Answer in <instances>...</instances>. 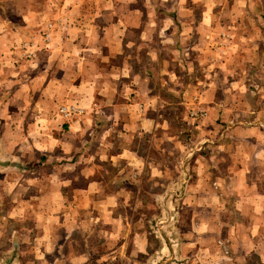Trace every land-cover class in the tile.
<instances>
[{"label": "crops", "instance_id": "obj_1", "mask_svg": "<svg viewBox=\"0 0 264 264\" xmlns=\"http://www.w3.org/2000/svg\"><path fill=\"white\" fill-rule=\"evenodd\" d=\"M0 2V218L16 226L8 234L19 251L12 256L88 264L90 254L72 245V234L81 233L87 247L96 228L102 238L101 248L94 247L101 249L93 252L97 263L103 256L126 258L129 248L135 263L156 264L166 249L148 250L154 220L123 213L130 194L137 200L146 170L153 177L164 173L138 150L160 125L155 109L162 101L152 82L159 75L171 82L176 63L187 64L185 55L194 64L207 56L218 65L220 54L212 50L226 44L225 75L206 74L207 89L192 90L189 98L207 111L200 134H216L210 143L219 150L197 162L210 173L203 177H214L209 189L219 201L213 208H225L226 188L235 191L246 210V248L264 260V201L249 196L264 187V89L251 92L246 81L255 80L252 72L229 67L240 59L249 66L254 50L264 48V0ZM220 35H228V43ZM23 44L31 46V60L19 59ZM222 79L234 83L222 87ZM235 83L249 92L244 101ZM61 108L72 114L64 117ZM174 192L170 186L165 191ZM132 203L128 210L138 207ZM160 206L170 210L166 198ZM126 234L125 253L123 247L102 252L107 241ZM174 238L173 264H184Z\"/></svg>", "mask_w": 264, "mask_h": 264}, {"label": "rangeland", "instance_id": "obj_2", "mask_svg": "<svg viewBox=\"0 0 264 264\" xmlns=\"http://www.w3.org/2000/svg\"><path fill=\"white\" fill-rule=\"evenodd\" d=\"M37 1L40 3L45 2V0H35L36 3ZM10 7L11 3L9 2L6 5L7 10H10ZM220 38L226 42L230 39L228 35H220ZM226 47V44H219L217 50H212L214 57H216V54H220V57H216L219 60L217 62L218 65L212 66L209 63V59H206L207 56L206 58H197V63L194 64L188 59L189 55H185L187 57V64L176 63L173 68L174 74L176 75L171 78V82L169 80L167 81V78L164 80L162 75L156 76V81L154 80L152 82L154 95L162 101L155 109V111L157 110L156 112H159L156 120L160 125L152 132V138H142L140 140V142L145 144H139L138 150L140 153H147L146 155L151 159L156 160L164 173L153 177L151 175L152 170H146L142 177V184L139 186L137 200L136 197L133 198L135 194H130L129 198L124 202L127 211L124 210L123 213L125 215L128 214L129 218L135 215L132 219H136L139 215L144 214L149 221L154 220V222L148 223L151 232L153 230L152 237L149 238L148 250L151 254H154L162 248L165 249V244L156 230L155 225L157 221L165 218V212L161 208L160 202L163 198L167 199L170 207L171 221L164 229V232L168 237H171V240L173 239L172 241L175 240L174 237L179 239V243L182 244L181 249L183 250L184 256L181 260L184 264H264L263 259L246 248L249 242L248 239L244 240L245 225L243 226L242 223L246 210L241 206L243 203L236 200L235 191L228 187L222 198V204H225V208L221 210L220 207L218 209L213 208L219 201L214 191L209 189V184H211V181H214V177H203L202 175H209L210 173L204 174L202 167L197 162L200 155L214 154V156H217L219 150L213 146L212 142L210 143V140H216V134L208 132L204 135L200 134V128L204 126L202 123L207 118V111L203 110L205 112L203 118L192 117L191 113L198 109L202 110V107L199 104L196 105V103H193L194 98L191 97L193 99H190L191 101L189 98L193 92L192 90L202 92L204 89H207L205 84L209 83V79L206 77V74L214 73L216 76L225 75L228 65L220 67V63L223 62L222 58L226 54ZM14 49L12 48V51ZM20 49L21 46L19 47V52ZM201 54L205 55L203 53ZM240 57L243 58L242 55ZM19 59L28 61L21 59L20 56ZM241 60H239L240 63L230 62L229 67L233 71L235 70L234 72H238V70L252 72L255 80L253 82L246 81L250 84L247 88L253 90L251 92L256 93L258 90L264 89V48L261 51L259 49L254 50L249 66L243 65ZM232 61L234 62V60ZM231 83L234 82L226 79H222L220 82L222 87L230 85ZM236 83L231 87L234 86L236 88L235 90H240H237L239 97L244 101V98L249 92L244 91V87L242 86L237 87ZM168 84L170 87H168ZM156 112H153L151 115L156 114ZM261 127L264 128V125H261ZM202 145H205L203 149L201 148ZM222 165L225 166L226 163L223 161L220 164V169L223 171ZM155 171L157 172V168ZM148 172L150 173L148 174ZM184 172L187 173L186 176ZM182 185H185L184 189ZM169 186L174 188V194L165 193ZM1 189L2 186L0 185ZM184 195H187V197H184ZM1 196L2 194H0ZM249 196L259 197L260 201H264V187L263 189L260 187V190H256L254 194H250ZM1 200L0 210H2L3 203ZM131 202H133L131 204L132 207L135 205L138 207H135L133 210H128ZM261 216H264V214L261 213ZM197 221L198 223H196ZM224 221L227 223L226 225L223 224ZM219 223L221 224L219 225ZM150 224L154 225L153 229H151ZM13 228H16V226L10 224L9 220L0 218V264H5L9 260L14 261V259L18 264H38L42 261H48L44 257L35 256L34 253H31L28 257L12 256V253L17 254L19 252L17 250L18 246L12 249L14 241L10 242L8 240V234ZM98 231L100 230L95 228L91 234L90 229L89 233L91 237L89 246L87 247L82 243V241H85L81 233L79 234L76 231L72 234V245L78 250H81L79 245L82 244L86 253L90 254L88 264H138L135 263V258L129 256V248L126 253V258L123 255L119 257L118 254L115 258L114 255L109 257L103 256V258H99L102 259L100 263H97L96 256H94L95 254L93 252L97 254L101 249L94 247L99 246L101 248L97 244L102 243V238L97 236ZM132 233L131 231L130 234ZM195 235H197L196 238ZM126 241L127 234L115 243L107 241L102 245L104 246L102 252L105 253L106 250L112 247H115L114 250L119 251L123 247L122 251L125 253L126 247L129 246L128 240V244L124 247ZM61 242L63 243L64 241ZM177 248L179 247L177 246ZM61 252L63 251L60 250L59 253ZM196 252L202 255L201 261L198 260ZM140 261H143V259L140 258Z\"/></svg>", "mask_w": 264, "mask_h": 264}, {"label": "water", "instance_id": "obj_3", "mask_svg": "<svg viewBox=\"0 0 264 264\" xmlns=\"http://www.w3.org/2000/svg\"><path fill=\"white\" fill-rule=\"evenodd\" d=\"M164 211H165V218L163 220L157 221L155 228L165 244L166 252L160 257V259L156 262V264H173L175 261L174 244L170 241L169 237L164 232V229L170 224L171 214H170V210L167 207L164 208ZM5 264H14V263L12 260H9L6 261Z\"/></svg>", "mask_w": 264, "mask_h": 264}, {"label": "built area", "instance_id": "obj_4", "mask_svg": "<svg viewBox=\"0 0 264 264\" xmlns=\"http://www.w3.org/2000/svg\"><path fill=\"white\" fill-rule=\"evenodd\" d=\"M46 40H48V36L46 35ZM20 58L25 60H31L34 58V54L31 51V46L29 44H23L20 49ZM60 113L64 117H69L72 114V110H68L66 108H61ZM191 116L194 118H203L205 116V112L201 109L195 110L191 113Z\"/></svg>", "mask_w": 264, "mask_h": 264}]
</instances>
